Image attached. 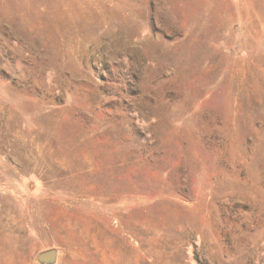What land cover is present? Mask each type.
I'll return each mask as SVG.
<instances>
[{"label":"rangeland","instance_id":"1","mask_svg":"<svg viewBox=\"0 0 264 264\" xmlns=\"http://www.w3.org/2000/svg\"><path fill=\"white\" fill-rule=\"evenodd\" d=\"M264 264V0H0V264Z\"/></svg>","mask_w":264,"mask_h":264},{"label":"water","instance_id":"2","mask_svg":"<svg viewBox=\"0 0 264 264\" xmlns=\"http://www.w3.org/2000/svg\"><path fill=\"white\" fill-rule=\"evenodd\" d=\"M56 256L57 252L55 250L46 251L38 256L37 261L40 264H55Z\"/></svg>","mask_w":264,"mask_h":264}]
</instances>
